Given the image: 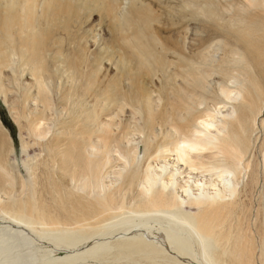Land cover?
I'll return each mask as SVG.
<instances>
[{
    "label": "bare ground",
    "instance_id": "bare-ground-1",
    "mask_svg": "<svg viewBox=\"0 0 264 264\" xmlns=\"http://www.w3.org/2000/svg\"><path fill=\"white\" fill-rule=\"evenodd\" d=\"M0 98V264H264V0H0Z\"/></svg>",
    "mask_w": 264,
    "mask_h": 264
},
{
    "label": "rangeland",
    "instance_id": "rangeland-1",
    "mask_svg": "<svg viewBox=\"0 0 264 264\" xmlns=\"http://www.w3.org/2000/svg\"><path fill=\"white\" fill-rule=\"evenodd\" d=\"M94 16H93V20H94V23L98 24L99 21L97 20L98 16H96L97 13H93ZM104 27H100L98 29V34H102V31H104ZM99 38V35L98 37ZM96 46V44H95ZM95 46L93 45V41L91 40V49H93V47L95 48ZM2 111V113L5 114V116L7 117V121L4 122L1 117H0V120L3 122V124L5 125V128L9 130V132L11 133V135L13 136V138L15 139V148H14V152H15V162L21 166V150H20V145H19V132H18V127L15 123V121L13 120L12 116L9 114L8 110H7V107L6 105L3 103L2 99L0 98V112ZM1 114V113H0ZM13 158V157H12ZM167 160V163H169L168 165H171L170 163V160L166 159ZM180 167V166H179ZM196 173V172H195ZM194 172H191V171H188V169H184L183 167H181L179 169V175H178V178H177V181L179 179V181H184L185 179L188 178L189 180V183H196L195 185H199L201 183V178L199 177L198 174H195ZM192 179V180H191ZM197 181V182H196ZM0 225H4L3 223H0ZM157 240H162L163 239V236L161 234H157ZM39 244H42V246H45L44 245V242H38ZM31 245H36V243H32ZM27 250H25L24 252H26ZM59 253L58 255H62L63 253L62 252H57Z\"/></svg>",
    "mask_w": 264,
    "mask_h": 264
},
{
    "label": "trees",
    "instance_id": "trees-1",
    "mask_svg": "<svg viewBox=\"0 0 264 264\" xmlns=\"http://www.w3.org/2000/svg\"><path fill=\"white\" fill-rule=\"evenodd\" d=\"M0 113H1V114H0L1 119H2L4 122H6V121H7V117L5 116L4 113H2V111H1Z\"/></svg>",
    "mask_w": 264,
    "mask_h": 264
}]
</instances>
